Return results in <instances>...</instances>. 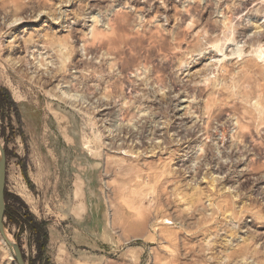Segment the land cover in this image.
I'll return each mask as SVG.
<instances>
[{"label":"rangeland","instance_id":"rangeland-1","mask_svg":"<svg viewBox=\"0 0 264 264\" xmlns=\"http://www.w3.org/2000/svg\"><path fill=\"white\" fill-rule=\"evenodd\" d=\"M261 50L264 0H0L27 264H264Z\"/></svg>","mask_w":264,"mask_h":264},{"label":"water","instance_id":"water-1","mask_svg":"<svg viewBox=\"0 0 264 264\" xmlns=\"http://www.w3.org/2000/svg\"><path fill=\"white\" fill-rule=\"evenodd\" d=\"M7 153L2 144L0 143V233L9 248L12 251L13 258L16 260L17 264H27V261L23 255V252L14 240L8 239V233L6 228V176H7Z\"/></svg>","mask_w":264,"mask_h":264},{"label":"bare ground","instance_id":"bare-ground-1","mask_svg":"<svg viewBox=\"0 0 264 264\" xmlns=\"http://www.w3.org/2000/svg\"><path fill=\"white\" fill-rule=\"evenodd\" d=\"M222 52V51H221ZM236 52V51H235ZM237 53H231L230 55L231 56H235ZM257 54L259 55V57L260 58H262V57H264V50H261L259 53H258V51H257ZM223 56H225V57H227V56H229V55H226V54H224ZM233 59V58H232ZM40 64H41V62H39ZM62 93V92H61ZM63 94V93H62ZM64 95L66 96V98H68V99H70V100H72V99H74L75 98V96L74 95H72V94H70L69 92H64ZM75 100V99H74ZM1 143V142H0ZM3 146V145H2ZM110 146V145H109ZM113 149H114V147H113ZM119 150H121V149H119ZM136 179H142V177H141V173L140 172H138V175L136 176ZM8 233V232H7ZM8 239L9 240H11V241H13L14 239L12 238V236L8 233ZM3 240H4V238H3ZM5 241V240H4ZM6 242V241H5ZM7 244V243H6ZM8 245V244H7ZM9 247V246H8ZM11 250V249H10Z\"/></svg>","mask_w":264,"mask_h":264},{"label":"trees","instance_id":"trees-1","mask_svg":"<svg viewBox=\"0 0 264 264\" xmlns=\"http://www.w3.org/2000/svg\"><path fill=\"white\" fill-rule=\"evenodd\" d=\"M6 218H8V219L13 223L14 220H13L12 217L10 216L8 209H6ZM14 223H15V222H14Z\"/></svg>","mask_w":264,"mask_h":264}]
</instances>
